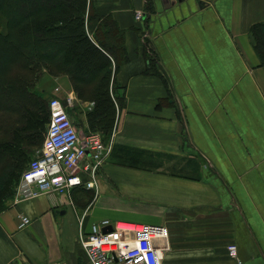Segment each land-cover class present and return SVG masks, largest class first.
<instances>
[{
    "label": "crops",
    "instance_id": "0c3cea01",
    "mask_svg": "<svg viewBox=\"0 0 264 264\" xmlns=\"http://www.w3.org/2000/svg\"><path fill=\"white\" fill-rule=\"evenodd\" d=\"M91 3L90 38L101 30L95 17L110 16L129 59L114 75L121 105L115 100L95 198L87 205L79 189L33 197L19 189L0 213V264H91L80 236L104 220L169 228L164 264H236L230 245L246 264H264V65L252 32L264 23V0ZM51 81L45 93L68 90L79 107L75 125L91 132L86 110L94 103L79 100L67 76ZM120 148L174 158L133 168L116 163ZM189 160L199 180L166 172ZM115 197L134 207L115 212ZM22 217L31 220L23 228Z\"/></svg>",
    "mask_w": 264,
    "mask_h": 264
},
{
    "label": "trees",
    "instance_id": "16d2710c",
    "mask_svg": "<svg viewBox=\"0 0 264 264\" xmlns=\"http://www.w3.org/2000/svg\"><path fill=\"white\" fill-rule=\"evenodd\" d=\"M200 2L203 6L210 3ZM91 8V0H0V118L19 117L11 129L0 126V213L15 200L16 186L46 138L51 99L39 87L45 75L67 76L79 100L94 103V108L86 111L88 120L105 144L114 131L115 100L121 105L114 75L129 59L122 32L110 16L95 17L101 21V30L94 41L90 38L86 24L94 19ZM252 32L264 65V23ZM77 109L74 106L72 111ZM119 150L125 160L119 158L116 163L122 161L133 168L159 169L167 157ZM198 168L196 161L189 160L166 172L199 180ZM79 191L87 205L91 204L95 193L84 188Z\"/></svg>",
    "mask_w": 264,
    "mask_h": 264
},
{
    "label": "built area",
    "instance_id": "2783aa9c",
    "mask_svg": "<svg viewBox=\"0 0 264 264\" xmlns=\"http://www.w3.org/2000/svg\"><path fill=\"white\" fill-rule=\"evenodd\" d=\"M135 18L142 22L143 12H136ZM49 106L51 120L42 150L23 173L19 189L29 191L23 193L28 197L64 195L79 188L96 190L109 152L102 134L79 132L70 113L75 106L72 97L53 98ZM30 223V218L22 217V228ZM170 238L169 228L162 225L104 220L91 224L80 241L91 264H164L171 250ZM228 251L236 264H246L236 245Z\"/></svg>",
    "mask_w": 264,
    "mask_h": 264
},
{
    "label": "rangeland",
    "instance_id": "374dc122",
    "mask_svg": "<svg viewBox=\"0 0 264 264\" xmlns=\"http://www.w3.org/2000/svg\"><path fill=\"white\" fill-rule=\"evenodd\" d=\"M209 2H212V0H208ZM51 86H52V81H51V77H49L48 75H45L44 78L42 79L41 83L39 84V87H41L42 89L43 88H46V89H50L51 90ZM64 93L62 94V96H57V97H51V95H49L47 93V98L49 99H52V98H58V99H61V100H64L65 98L69 97V94H68V90H62ZM88 96V95H87ZM87 111V110H86ZM73 111L70 110V113L71 115L74 117L75 115H77V117L79 115V113H77V110H75L73 113ZM8 116V115H7ZM6 115L5 116H1L0 118V126L4 125L7 129V125H9L10 127H8L9 129H11V126L14 127L15 124H17L18 120H19V117L17 115L15 116H8L7 117ZM10 120V121H9ZM47 135V133H46ZM107 147H108V144H107ZM34 160V159H33ZM166 161H168L170 164L173 160H170V159H167ZM175 165V163H174ZM174 165L172 164L171 166L174 167ZM170 166V167H171ZM23 177V175H22ZM22 177L18 183V185L16 186V194H15V198L17 197L18 195V191H19V187H20V184H21V181H22ZM109 203H111V205L109 206L110 208L114 209L115 212H121V207H129V206H133L134 207V204H132L131 201H128L126 202L125 204H123V202L119 201L117 197L115 198H112V199H109Z\"/></svg>",
    "mask_w": 264,
    "mask_h": 264
},
{
    "label": "water",
    "instance_id": "95a60500",
    "mask_svg": "<svg viewBox=\"0 0 264 264\" xmlns=\"http://www.w3.org/2000/svg\"><path fill=\"white\" fill-rule=\"evenodd\" d=\"M179 2H183L184 0H178ZM202 4V3H201ZM202 7H203V4H202ZM67 107V105H65ZM105 232H107V230H104ZM111 231V229L109 230Z\"/></svg>",
    "mask_w": 264,
    "mask_h": 264
}]
</instances>
